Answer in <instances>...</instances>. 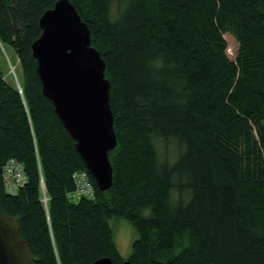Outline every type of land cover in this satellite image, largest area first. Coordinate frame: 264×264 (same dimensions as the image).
I'll return each mask as SVG.
<instances>
[{
    "label": "trees",
    "instance_id": "16d2710c",
    "mask_svg": "<svg viewBox=\"0 0 264 264\" xmlns=\"http://www.w3.org/2000/svg\"><path fill=\"white\" fill-rule=\"evenodd\" d=\"M56 1L0 0V57L9 47L20 66L18 85L0 68V209L19 218L34 264H264V0H70L110 81L104 191L41 92L31 44ZM10 158L25 174L15 193L2 179ZM78 169L91 199L70 197ZM110 218L136 232L126 258Z\"/></svg>",
    "mask_w": 264,
    "mask_h": 264
},
{
    "label": "water",
    "instance_id": "95a60500",
    "mask_svg": "<svg viewBox=\"0 0 264 264\" xmlns=\"http://www.w3.org/2000/svg\"><path fill=\"white\" fill-rule=\"evenodd\" d=\"M39 26L41 33L31 51L41 92L51 101L97 187L107 190L113 172L108 152L117 140L105 61L91 45L90 29L70 0H57L45 10ZM18 229L19 218L0 209V264H34ZM91 264H112V260L104 256ZM122 264L131 263L126 259Z\"/></svg>",
    "mask_w": 264,
    "mask_h": 264
},
{
    "label": "rangeland",
    "instance_id": "374dc122",
    "mask_svg": "<svg viewBox=\"0 0 264 264\" xmlns=\"http://www.w3.org/2000/svg\"><path fill=\"white\" fill-rule=\"evenodd\" d=\"M226 43V53L229 56V58L234 59L236 56V50L238 47V44L234 37L230 35L229 33L223 34ZM1 57H0V68L4 73V78L8 81L12 78L14 81H18L19 79V73H20V66L18 59L13 52L11 48H1ZM155 145L158 151V154L160 155V159H166L168 158L171 160L174 156H172V147L169 145L168 148H166L163 143L155 141ZM42 199L45 200V203H47V199L43 194ZM108 223L110 227L113 230V238L114 242L116 244V247L120 253V255L124 258H126L130 252H131V243L136 238V232L134 228L127 223L125 220L120 218H110L108 220ZM180 250V247H175L171 254H175Z\"/></svg>",
    "mask_w": 264,
    "mask_h": 264
},
{
    "label": "built area",
    "instance_id": "2783aa9c",
    "mask_svg": "<svg viewBox=\"0 0 264 264\" xmlns=\"http://www.w3.org/2000/svg\"><path fill=\"white\" fill-rule=\"evenodd\" d=\"M2 179L5 190L9 193H15L25 181L23 165L15 158H10L3 166ZM71 179L74 184V191L70 194L72 200H78L82 197L91 199L94 197V187L91 182L89 173L84 169H78L72 172ZM41 192L44 196L45 189L41 182ZM47 198V197H46ZM46 200V199H45ZM45 200L42 201L45 203Z\"/></svg>",
    "mask_w": 264,
    "mask_h": 264
}]
</instances>
